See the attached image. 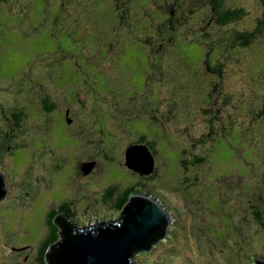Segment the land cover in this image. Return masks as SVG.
Returning a JSON list of instances; mask_svg holds the SVG:
<instances>
[{"label": "rangeland", "instance_id": "1", "mask_svg": "<svg viewBox=\"0 0 264 264\" xmlns=\"http://www.w3.org/2000/svg\"><path fill=\"white\" fill-rule=\"evenodd\" d=\"M122 1L0 3V264H40L61 203L74 208L79 228L117 222L114 202L131 185L169 221L132 264H264V36L245 49L233 41L254 27L259 1L228 0L248 15L221 27L206 0H178L198 6L178 31L205 28L225 65L219 89L203 64L209 43L166 29L171 0H134L124 22ZM46 94L58 105L49 116ZM23 112L15 126L11 114ZM141 136L135 144L157 150L161 176L151 181L126 165ZM91 160L97 169H77ZM114 184L123 189L104 203Z\"/></svg>", "mask_w": 264, "mask_h": 264}, {"label": "water", "instance_id": "2", "mask_svg": "<svg viewBox=\"0 0 264 264\" xmlns=\"http://www.w3.org/2000/svg\"><path fill=\"white\" fill-rule=\"evenodd\" d=\"M131 154L136 161L130 159ZM126 165L141 175H150L155 162L148 148L131 145L127 149ZM4 189V179L0 175V201L6 194ZM128 205L130 209L126 214L122 211L117 222H101L84 228H79L62 214L57 216L54 223L59 227L61 238L50 247L47 263L132 264L136 252L150 251L151 247H141L153 236L161 233L159 240L165 237L169 221L165 209L150 197L135 195Z\"/></svg>", "mask_w": 264, "mask_h": 264}, {"label": "trees", "instance_id": "3", "mask_svg": "<svg viewBox=\"0 0 264 264\" xmlns=\"http://www.w3.org/2000/svg\"><path fill=\"white\" fill-rule=\"evenodd\" d=\"M8 0H0V3H5ZM117 2L119 0H116ZM166 2L168 0H165ZM227 1L228 0H206L207 2V6L210 10V14L212 16V18L215 21V24L221 27H225V26H230L232 24H236L237 22L241 21L242 19H244L248 14L247 11L242 8V7H231L227 5ZM261 7H262V11L260 16L257 18L255 25L252 29L250 30H245V31H235L233 34V41L235 43L236 46H238V48H250L252 46L253 43H255V41L259 38L264 36V0H258ZM124 3H122L124 6L126 5L127 7H125V9L120 10L121 13L119 12V16L120 19L122 20V22H124L126 20L127 15H129V13H131V5L134 2V0H125L122 1ZM165 3V2H164ZM121 4V5H122ZM191 7V8H190ZM190 7L184 8L181 7L178 3V0H171L170 3H168L167 8H169L168 10L165 8L164 11H166V14H163V17L166 18V26L165 28L171 32L172 34H176L179 33L180 35H184L186 37L191 36L192 38L198 36L199 38H202L203 42H208L209 46H205V48H207V52H206V59L204 60V67L205 70L207 71L208 74H210V77H213L215 79L216 82H211L212 85H214V87L216 89L220 88L219 85V81L223 79L224 74H225V65L223 64V62H221L219 60V52L217 51V49L212 46L214 45V43H212V41L209 39L208 34L205 33V28H201L203 30V33L200 36V32H197L196 34H192V33H188V32H184V33H180V31H178V29L181 26H185L189 23V21L192 19H195V16L198 14V6L195 7L194 5H190ZM116 9L118 10L117 6ZM115 10V11H117ZM198 11V12H197ZM161 13V12H160ZM161 27L163 22L160 23ZM158 25V24H157ZM156 25V29H157V34L161 33L163 30H159L158 26ZM160 27V29H161ZM169 34V33H168ZM204 35V36H203ZM169 46H170V50H171V46H173L174 44V40H175V36H170L169 37ZM149 40V39H147ZM146 40V41H147ZM205 40V41H204ZM207 40V41H206ZM233 43V44H234ZM150 40H149V44L150 45ZM156 46V44H154ZM155 46H150V58L151 56L154 57L156 56L153 52H157L155 51ZM229 47H235V46H229ZM169 50V51H170ZM163 51V46H159V53H161ZM212 54V56H211ZM222 52H221V58H222ZM214 59L215 60V64L211 65V63L209 62L210 59ZM156 67V66H154ZM213 81V80H212ZM216 94V91H214L213 95ZM45 97V98H43ZM41 99L42 101L44 100V111L45 113H51L53 110V108H55L54 106L57 105L55 102L51 101V99L46 95H44ZM158 109H156L155 111L157 112ZM208 112H211V110H208ZM158 113V112H157ZM207 113V112H206ZM14 117L16 119H24L26 118L24 112L23 113H14ZM69 122V121H68ZM208 123H211L210 121H208ZM226 131V130H224ZM146 137L145 136H141L139 138V140L135 141L134 143H132L131 145H141V146H145L146 148L149 149V151L151 152V154L153 155V157L155 156V154L157 153V150L155 149V144L151 141H147L145 142V144H135L136 142L138 143H143ZM10 151H12V149H10ZM199 161L198 162H204V159H200L197 158ZM161 176L160 174H158V168L155 166L153 173L150 175H146V176H140V177H144L143 179L147 180V181H151L157 177ZM142 179V178H141ZM142 179V180H143ZM141 180V181H142ZM140 181V180H139ZM121 189H123L122 186H119L118 184H114L111 185L105 195L103 196V202L106 203L107 201L111 200L112 198H114V195H116L117 192H119ZM128 192L125 193H121L119 195V197L117 198V201L114 202V206L115 208H118L117 211H123V213H127V210L130 209V205L129 202L131 200V198L133 196H135V187H133L132 185L128 188L127 187ZM124 195V196H122ZM140 195V194H137ZM123 197V199H119L120 197ZM64 216H67L68 221L72 222L73 224L77 225L74 221H75V210L70 209L69 205H67L66 203H61V207L60 210L55 211L54 214L51 215L50 217V221H52L54 223V220L56 218V215L61 214ZM56 214V215H55ZM74 219V220H73ZM55 224V223H54ZM56 225V224H55ZM161 233L153 236L149 242L147 244H145L143 247V249H149L150 247H152V245H154L156 242L159 241V237H160ZM60 238V233H58V235L53 236L50 233V236L47 237L45 239V241L43 242V247L41 248V252L39 255V263L40 264H48L47 263V256L49 254V250L50 247L58 242V239Z\"/></svg>", "mask_w": 264, "mask_h": 264}, {"label": "flooded vegetation", "instance_id": "4", "mask_svg": "<svg viewBox=\"0 0 264 264\" xmlns=\"http://www.w3.org/2000/svg\"><path fill=\"white\" fill-rule=\"evenodd\" d=\"M43 98H45V97H43ZM40 102H41V112L43 113H45V111H44V100L42 101V99H40ZM55 108H53L52 110V112L51 113H45V115H47V116H49V115H51L52 113H54V112H56V110L58 109V105H55L54 106ZM71 111V109H67L66 110V113L67 114H69V112ZM11 119H12V121H13V124L16 126L17 124H19V122H21L20 121V117H19V119H16L15 117H14V113H12L11 114ZM70 122H71V120H70ZM88 163H92V165H93V167L94 168H96L97 169V164H96V161L95 160H91V161H89V162H82V164L83 165H81V166H77V169H81V167H85V165L86 164H88ZM93 170V168L88 172V173H86L85 171H86V169H85V171H83V173H84V175H85V177H89L88 175H91L90 174V172ZM103 170V169H102ZM101 170V171H102ZM79 172V171H78ZM81 174H82V172H81ZM5 190V189H4ZM125 192H128V190H127V188H124L122 191H121V193H125ZM122 196H124V195H122ZM120 197L119 199L121 200V199H123V197ZM56 215V214H55ZM57 216V215H56ZM50 226H51V234L53 235V236H56V235H58V233H59V227L57 226V225H55L52 221H50Z\"/></svg>", "mask_w": 264, "mask_h": 264}, {"label": "bare ground", "instance_id": "5", "mask_svg": "<svg viewBox=\"0 0 264 264\" xmlns=\"http://www.w3.org/2000/svg\"><path fill=\"white\" fill-rule=\"evenodd\" d=\"M133 155L132 154L130 155V159L134 162V161H136V158ZM130 163H132V162L130 161Z\"/></svg>", "mask_w": 264, "mask_h": 264}]
</instances>
